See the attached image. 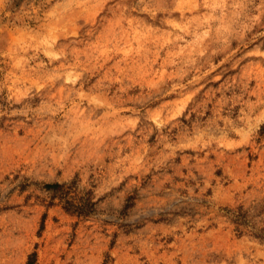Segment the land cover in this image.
<instances>
[{"label":"rangeland","instance_id":"rangeland-1","mask_svg":"<svg viewBox=\"0 0 264 264\" xmlns=\"http://www.w3.org/2000/svg\"><path fill=\"white\" fill-rule=\"evenodd\" d=\"M0 264H264V0H0Z\"/></svg>","mask_w":264,"mask_h":264},{"label":"trees","instance_id":"trees-1","mask_svg":"<svg viewBox=\"0 0 264 264\" xmlns=\"http://www.w3.org/2000/svg\"><path fill=\"white\" fill-rule=\"evenodd\" d=\"M47 188H55V189H59V188H63L62 185H59V184H54V185H49ZM69 204L68 206L70 207H74L76 208L79 212H83L87 207L85 204H75L74 202H71V201H67Z\"/></svg>","mask_w":264,"mask_h":264}]
</instances>
